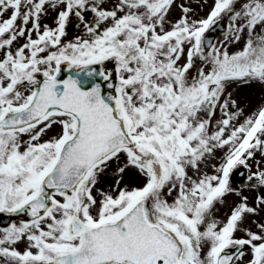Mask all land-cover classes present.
<instances>
[{
  "label": "snow or ice",
  "instance_id": "1",
  "mask_svg": "<svg viewBox=\"0 0 264 264\" xmlns=\"http://www.w3.org/2000/svg\"><path fill=\"white\" fill-rule=\"evenodd\" d=\"M174 3L0 0V213L31 217L0 230L3 264H237L245 246L249 264H264V234L233 238L244 215L256 212L247 197L226 221L213 216L233 191L232 170L247 168L257 151L264 156V106L241 121L243 110L227 91L264 85V0H245L239 10L237 0H214L201 20L181 4L182 17L165 30ZM48 8L57 10L56 27L41 32ZM222 14L230 16L232 42L247 31L234 54L205 41ZM71 16L83 35L63 43ZM18 38L26 42L13 50ZM196 59L202 64L190 76ZM62 65L77 71L60 79ZM81 76H99L115 94L105 96L98 83L85 88ZM54 125L60 132L42 140ZM226 146L216 174L189 175ZM122 155L119 173L135 169L143 186L120 188L118 180L114 194L96 190ZM247 179L264 187V171ZM257 203L264 205V195Z\"/></svg>",
  "mask_w": 264,
  "mask_h": 264
},
{
  "label": "rangeland",
  "instance_id": "2",
  "mask_svg": "<svg viewBox=\"0 0 264 264\" xmlns=\"http://www.w3.org/2000/svg\"><path fill=\"white\" fill-rule=\"evenodd\" d=\"M114 2V1H113ZM245 0H237L236 8L240 9L242 3ZM110 0H104V6L110 8ZM183 4L191 9L188 14L191 20H201L207 17L208 13L212 10L214 6V0H175L174 5L171 7L165 22V30H170L171 26L177 22L178 18H181L183 13L181 11L180 5ZM220 18L228 20L231 24V19L228 14H222ZM77 21L76 17H73L70 22L74 23ZM90 22L92 20H89ZM81 27H83L81 25ZM83 30V28H81ZM257 32H261L258 27ZM76 37L69 36L67 39L73 41ZM247 39V31L241 34V39L239 42L231 41V33L228 29L224 33H220L214 44L217 47L225 46L229 54H234L240 51ZM183 63V60L181 61ZM202 62L199 59L195 60L194 68L190 70V76L196 75V69L201 66ZM23 90V89H22ZM231 93V99H234L239 108L243 110V115L240 118L241 121L246 117L253 114L259 107L264 106V85L253 82L250 84H232L227 89ZM220 113L217 112L214 119H219ZM212 130H215V125L213 124ZM228 151L227 146L223 149H216L212 155L207 156L200 164L199 172L196 170L189 169V175L193 178H198L203 174H216L215 169L219 167L223 162L225 155ZM259 162V163H257ZM125 163V157L122 155L120 159L113 160L109 162L108 167L105 171L98 177V183L96 185V190H102L107 193H113V189L116 186V181H120L119 187L126 189H133L142 187L144 184V178L138 174V172L129 167L125 170L123 174H120L118 169L122 167ZM248 164V176L253 172L264 171V156L260 152H256L253 159L247 161ZM240 165H237V168ZM234 168V169H235ZM247 176V177H248ZM229 187L233 189L232 192L225 195L223 198V203H217L213 209V216L217 221L224 222L230 215L231 210L238 205L244 197H247V205L249 207L255 208L256 212L254 214H245L243 220L239 223L237 231L233 234L234 239H248L247 232L251 231L258 234L260 229L258 225L264 224V205H258L257 198L264 195V187L257 184L255 180L249 181L247 178L238 183H232L229 178ZM236 193H239L237 195ZM175 195V193H173ZM165 199L171 202L172 197L165 193ZM252 259V253L248 252L241 260L237 261V264H249Z\"/></svg>",
  "mask_w": 264,
  "mask_h": 264
},
{
  "label": "water",
  "instance_id": "3",
  "mask_svg": "<svg viewBox=\"0 0 264 264\" xmlns=\"http://www.w3.org/2000/svg\"><path fill=\"white\" fill-rule=\"evenodd\" d=\"M226 28H227V23L226 22H220L219 25L215 29L211 30V32L208 34V36L206 37V43L210 42L212 44L215 40V36H216V33L218 32V30H223ZM94 67H99V66H94ZM75 71H77V70H75V69L69 70L67 68V66L62 65L59 78L60 79H66L69 75H73ZM108 71L112 72V74H113L112 80L110 82L113 84H116L117 80H116L115 69L112 66H109ZM80 79L82 80L83 86L85 88H90L94 84L98 83L101 85L102 94H104L105 96H107L110 93L113 95L115 94L114 89H109L107 87L108 82L102 80L99 76H93L91 78L81 76ZM40 82L42 83L43 80H40ZM244 175H245L244 169H241L239 172H235L233 174V179L234 180L240 179Z\"/></svg>",
  "mask_w": 264,
  "mask_h": 264
},
{
  "label": "flooded vegetation",
  "instance_id": "4",
  "mask_svg": "<svg viewBox=\"0 0 264 264\" xmlns=\"http://www.w3.org/2000/svg\"><path fill=\"white\" fill-rule=\"evenodd\" d=\"M40 24H41V28H43L45 25H47L48 27L52 28L55 24V19L51 13V9L48 8L47 11L41 16L40 19ZM31 25H29L30 27ZM44 29V28H43ZM43 29L41 30V32L43 31ZM74 30V28H73ZM33 39L36 38L35 33H33L32 36ZM20 41V38H18V41ZM13 50L16 48L15 45L12 46ZM2 54V53H0ZM52 129H50L43 137L42 140H48L51 139L53 137L52 135ZM22 141H26L28 139V137H21ZM30 218L26 217L24 219H20V218H12L9 217V213H0V230L6 229L8 227H10L13 224L16 225H20L22 223H26V222H30ZM18 250L23 251L26 248V242H20L17 246ZM0 264H3L2 261H0Z\"/></svg>",
  "mask_w": 264,
  "mask_h": 264
}]
</instances>
